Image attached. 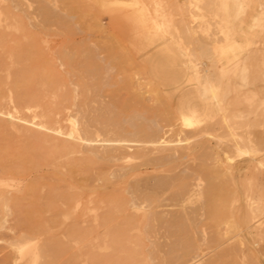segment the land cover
<instances>
[{"label": "rangeland", "instance_id": "obj_1", "mask_svg": "<svg viewBox=\"0 0 264 264\" xmlns=\"http://www.w3.org/2000/svg\"><path fill=\"white\" fill-rule=\"evenodd\" d=\"M8 8L18 25L19 65L35 72L50 58L59 73L55 89H47L35 74L27 78L28 86L57 93L43 98L40 107L61 119L55 124L63 129L59 138L78 141L69 139L71 130L91 139L145 137L129 133L134 123L160 129L159 148H173L174 154L158 170L142 167L125 181L118 177L119 168L144 162L135 149L127 148L117 161L92 157L89 171L75 174L71 159L84 158L90 147L61 152L45 165L27 159L15 142L16 124L5 115L17 111L8 103L14 58L5 37L14 29L0 14V264L9 256L16 259L19 245L27 246L18 264L33 258L34 246L40 255L37 264H93L88 255L103 252L102 236L88 230L91 217L78 223L79 206L115 186L136 191L158 184L166 202L177 198L169 206L177 219L174 231L138 227L130 237L140 234L141 244L154 246L156 255L191 249L198 264H264V234L247 217L248 202L251 207L264 204V0H0V12ZM68 112L75 123L67 120ZM26 115L32 117V112ZM117 121L122 131H105ZM87 122L88 133L81 130ZM156 176H167V186ZM74 194L81 195L78 208ZM194 208L203 213L197 215Z\"/></svg>", "mask_w": 264, "mask_h": 264}, {"label": "bare ground", "instance_id": "obj_2", "mask_svg": "<svg viewBox=\"0 0 264 264\" xmlns=\"http://www.w3.org/2000/svg\"><path fill=\"white\" fill-rule=\"evenodd\" d=\"M2 13H4L6 15V18L4 19V21L8 20L6 26L10 27L12 29V31L14 29L13 32L5 34V37L7 38V42L9 43L8 45H10L9 47H11L8 50V55H10L11 57L14 58L13 62L11 64V66L13 67V70L11 71V73H12V78H14V79H12L13 81H10L11 86H9V88H8V91H9V97H8L9 102L8 103H10V105L13 108L17 109L16 113H14V112L12 113V111H11V112L5 113V115L10 116V118H12V121L14 120V124H16L15 130H16L17 136L15 137L16 138L15 142L18 144V147L21 149V154H23L30 161H33L35 159H39V162H40L39 164L45 165V164L52 163L53 160L56 159V156L60 155L61 152L66 153V154H71V153H74L78 150H81V147L82 148L83 147H90L89 149H87V155L83 156L84 158H81V159L72 158L71 159V167L73 169V173L75 174L76 172L78 173V172L89 171V169H90L89 162L94 160L92 157H98V158H102L105 160H116L117 161L118 159H120L122 157L123 151L126 150L127 148H130L129 150L135 149L136 151H138L139 153H141L143 155L144 162L137 165V166L120 167L119 172H118L119 173L118 177L123 178V179L127 176L129 177L130 175L132 176L133 174L140 172L142 169H144L142 167H146V169L152 167L153 169L158 170V168L161 165H163L167 161H169V159L174 154L172 152L173 148L172 149H169L166 147L159 148V144L162 143L160 135H158L160 133L159 132L160 129H155V130L153 129L152 130V128H154V127H152L150 129V127H148V125L146 128L144 127L143 129H141L140 125L137 124L139 126L138 127V126H136V124L133 123V128L131 130H129V133L136 134V135L137 134L140 135L141 134L140 132H142V134H144L145 137H141V135H140L141 138H139V137L138 138L137 137H135V138L134 137L133 138L120 137L121 136V134H120L119 136L116 135L117 137L114 136V138H102L100 136L101 139H91V138H87L86 136H78L77 137L76 136L77 132L75 133L74 130H71L68 133V135L70 136V137L69 136L68 137H69V139L70 138L71 139L76 138V139H78V141H74V140L73 141L72 140L67 141L66 139L63 140V139L59 138V136L61 135L60 130H63V129L59 130L57 127H55V124H59L60 122L59 123H57V122L60 121L61 119L57 118V116L51 117V115L49 113H47L46 111H43L40 107L41 101L43 98L48 97V96H56L57 95V93H55V92L54 93H52V92L45 93V92H43V89L45 86L47 87V89L48 88L51 89L52 87H54V89H55L57 84H59V82H58V80L60 79L59 73H57L56 69L54 68L55 66H54V64L50 58H44L43 63L41 65L42 66L41 69H37L35 72H31L30 70L27 71L28 68L26 70V68L23 69V67L21 65H19V63L17 61V57H16L18 51L16 52L17 48L15 47L17 45V41H18L17 40L18 39V35H17L18 25H17V21H16V16L9 8L0 12V14H2ZM110 13H112V12H110ZM35 26H37V28L39 27L38 25H34V27ZM42 26L43 25L41 24L40 29ZM46 26H44V27H46ZM47 29H49V28H47ZM44 30H45V28H44ZM214 34H215V32H214ZM0 35H2V34H0ZM9 36H11V37H9ZM25 44H27V43H25ZM48 53H50V52H48ZM72 54H74V53H72ZM21 55H22V53H21ZM25 56H26V54H25ZM27 56H29V55H27ZM30 56H31V54H30ZM20 59H22V57H20ZM26 60H28V59H26ZM23 62H22V64H23ZM24 65H25V63H24ZM38 68H39V66H38ZM193 69L195 70V73L198 75L200 72V69H197V66H193ZM107 71H109V70H107ZM205 71H206V73H208L209 70L205 69ZM34 74H35V77L39 76L42 78L45 86H28L27 85L28 82L30 81V80H27V78L30 79ZM41 78H39V79H41ZM2 80H4V79H1V81H0V106L4 105V102H3L4 91L2 89L3 86L1 85L2 82H4V81H2ZM51 85H53V86H51ZM82 87H84V86H82ZM172 87H174V86H172ZM85 88L87 89L86 86L83 89H85ZM62 96L64 97L65 94L61 93V97ZM181 100H182V98H181ZM74 105L76 106V104H74ZM182 107L183 106H181L178 109L180 114L185 113V112H183ZM29 110L32 112L33 118L26 115V112H29ZM78 110H79V108H78ZM78 110L76 112H78ZM70 111H72V110H70ZM79 111H81V110H79ZM104 111H105V109H104ZM71 113L73 114V112H71ZM141 114H143V113H141ZM66 116H67L66 117L67 120L69 119V121H70L72 119V116H71V114H69V112L66 113ZM76 116H77V114H76ZM35 117H38L39 119L35 120ZM140 117L138 119L142 120V119H140ZM135 119L138 120L137 118H135ZM146 119H143V120L145 121ZM8 122H10V121L8 120ZM74 123H75V121H74ZM85 123H86V121H85ZM71 124H73V123H71ZM113 125H114V127H111ZM113 125L111 124V126H109V127L106 126L107 129L105 131L108 130L107 132L111 133L112 131H122L123 130V127H120L121 125L119 124V122L114 123ZM145 125H143V126H145ZM72 126H74V125H72ZM82 128H83V126H82ZM81 130H84L86 133H88V131L91 130L88 122L85 125L84 129H81ZM68 131H69V129H68ZM94 132H96V131H94ZM66 133H67V131L64 132L65 135H66ZM82 134H84V133H82ZM116 134H118V133H116ZM155 134H156V136L153 137V135H155ZM112 135H114V134H112ZM100 137L98 136V138H100ZM12 138H13V136H12ZM186 139L188 140L189 138H186ZM12 140H14V139H12ZM179 140H182V139H179ZM171 141H173V140H171ZM171 144H173V143L171 142ZM171 147H173V146H171ZM166 165H167V163H166ZM166 165H165V167H166ZM161 169L163 170V166L161 167ZM90 172L91 173H89V174L92 175V172H94V171L91 170ZM102 173L103 172L101 171L100 174H102ZM157 173H158V171H157ZM157 173H155V174H157ZM165 173H167V172H165ZM160 174H162V172H160ZM94 175H96V174H94ZM94 175H92V177ZM103 175H104V173H103ZM168 176H169V173H168ZM156 178L159 180L161 179L163 182H164L163 179H166L165 182L168 183L167 182V180H168L167 176H156ZM125 179H124V181H125ZM152 180H153V178H152ZM169 180H170V178H169ZM124 181H123V183H124ZM165 182L163 184L167 186V184ZM116 184H118V183L116 182ZM154 184H157V182H155ZM84 185H85V182H84ZM119 185H122L121 181H120ZM85 186L88 187L90 185L87 184ZM92 186L95 187L94 185H92ZM81 187L82 186H80V190L85 189V188L83 189ZM138 187H139L138 189L136 187V189H137L136 191L124 190L125 188L122 189V188L117 187V186L113 187L114 189L111 192H100L99 191L100 192L99 196L91 197L88 200V203L86 206L82 205L84 208L81 206L83 208V209L81 208L82 210L80 209V206L78 205L80 202V199H81L79 197L81 195L80 196L75 195L76 193L73 195V198H72L73 202H74L73 205H76V207L79 206L78 210L81 211V213H80L81 216H79L81 218L78 221V223L81 224V222H85L91 217L93 219V223L91 224L89 222V224H91V225L90 226L88 225L89 226L88 228H90L88 230H91V233L95 232L96 238L99 237L100 235L102 236V237H100V238H102V240H101L102 243L100 245V249L103 252L102 253L100 252V254H99V252H98V254H91L92 252H90V255H92V256L88 255V257H91L90 261H92V262L88 261V263H93V264H169L170 260H171L173 262V264H198L200 262V259L197 258V255H193V256L189 255L191 253V249L183 250L180 253H178V251L175 252V250H174V252L169 257L164 252L166 250L171 252L170 251L171 249L169 250V249L163 248L164 245L162 244L163 246L161 248L166 249V250L165 251L163 250L164 252L162 251L163 253H161V255H160V253L158 255H156L155 248L153 250H151V248H153L154 246L147 248L146 247L147 245L145 246L146 243L145 244L142 243L143 245L141 244L140 241L143 242V239H141V237H139L140 234H139V236L136 235L137 237L140 238V240H138L137 237H136L137 239L134 238L135 236L133 234H131V235H133L134 237L129 236V234H130L129 232L131 230H133L134 228L140 227L142 229L143 227L147 228L149 226H152L155 229H165L166 233L167 232L170 233L171 230L169 231V228L172 229L176 225V220H177V219H175L176 216L174 214H172V212L169 210L171 208V207L169 208V206H172V203L175 202L177 200V198L176 199L174 198L175 201H173L171 203V200H173V199L170 198L171 199L170 200L167 197V199H169V201H170V204H169V201L166 202L165 201L166 197L164 198L162 196L163 195L162 192L164 191L162 184L153 185V186L147 185L144 187L138 186ZM98 189H99V187H98ZM85 190H87V189H85ZM89 191L90 190H88V192ZM128 192L130 195L127 194ZM90 193L92 194L93 191H91ZM80 194H82V193H80ZM249 203L250 202L247 203L248 207L250 209L247 211V215H248L247 217L249 219H251L250 221L254 220L255 223H257L256 228L259 230V234L260 233L264 234V223L262 220L263 211H264V204L263 205L257 204L255 206L251 207V204L249 205ZM209 204H210V202H209ZM209 204H207V205H209ZM204 205H206V204H204ZM210 205H212V202ZM214 205L215 204H213L211 207L213 208ZM175 207H177V206H175ZM212 208H211V210H213ZM181 209H180V211H181ZM204 209H206V208H204ZM188 210H190V209H188ZM215 210H218V209L215 208ZM215 210H214V212H215ZM175 211H177V210L175 209ZM175 211H174V213H175ZM184 211L186 213L187 209H185ZM195 211L196 210L194 208V212ZM202 211L203 210H200L201 214L203 213ZM198 212H197V215L200 214V212L199 213ZM210 213H211V211H210ZM85 215H89V216L87 217ZM170 215H172V217H170ZM187 215H188V213H187ZM185 216H186V214H185ZM191 216H189L188 218H191ZM211 216H213V215H211ZM241 217H243V216H241ZM193 219L194 218H192V220ZM242 219H244V218H242ZM250 221H248V222H250ZM245 222H247V221L245 220ZM249 225H250V223H249ZM76 226H78V225H76ZM74 228H75V226H74ZM140 228H139V231H141ZM174 229H172V230L174 231ZM85 231H86V229H85ZM79 232H80V230H79ZM88 233H87V235H88ZM171 233H172V231H171ZM144 235H146V234H144ZM146 237H147V239L149 238L148 235ZM92 238L93 237H91V239L90 238L89 239L92 240ZM145 239L146 238H144V240ZM16 242H18V240ZM145 242H147V241H145ZM150 242L153 243V241H151V240H150ZM150 242H149V244H150ZM97 243H98V241H97ZM86 245H88V244H86ZM26 246L23 247L22 245L21 246L19 245L18 255H16L17 256L16 259H12L14 257L9 256V258L7 260H4L3 264H5V261H6V263L8 262V264H18V260L19 259L22 260L25 256L24 250H25ZM35 249L38 252L37 246L33 247V251H32L34 253L32 256L33 258L31 260H29V262H28V258H27L26 260L28 263L23 262L21 264H37L40 255L38 256L37 255L38 253L36 251L34 252ZM95 249H96V246H95ZM159 250H161V249H159ZM85 251H88V247ZM146 251L147 252L149 251V252L147 253ZM52 253H55V252H52ZM93 253H95V252L93 251ZM166 253H167V251H166ZM8 254L10 255V253H8ZM75 254H76V252H75ZM78 254H76V256ZM85 254H86V252H85ZM162 254H165V255H162ZM55 255H56V253H55ZM13 256H15V255H13ZM51 256H47V253H46L45 257L54 258L53 260H55V257L52 254H51ZM82 257H83V255H82ZM77 261H76V259L74 260V262H77ZM42 262H43V260H42ZM206 262H207V264L211 263V262L208 263V261H206ZM40 264H41V262H40ZM51 264H52V262H51ZM204 264H205V262H204Z\"/></svg>", "mask_w": 264, "mask_h": 264}]
</instances>
